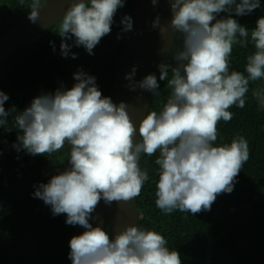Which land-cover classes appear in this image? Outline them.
<instances>
[{"label": "clouds", "instance_id": "clouds-1", "mask_svg": "<svg viewBox=\"0 0 264 264\" xmlns=\"http://www.w3.org/2000/svg\"><path fill=\"white\" fill-rule=\"evenodd\" d=\"M19 3L24 6L25 0ZM44 3L31 0V22L38 21ZM260 6V0H170L169 24L173 34L182 35V48L175 54L174 67L168 62L157 67L159 81H166L171 93L158 112L146 110L138 124L125 102L116 104L103 96L95 77L83 70L73 73L71 88L61 85L35 96L19 112L15 106L5 109L9 97L0 90V126L8 124L11 114L18 152L52 157L65 145L70 147L68 166L39 183L32 195L50 206L54 216L65 214L66 224L84 229L69 241L71 264H181L180 254L160 233L130 224L110 237L103 227L93 226V213L101 200L110 205L140 195L149 178L139 164L142 154L159 153L155 204L165 215L209 211L219 194L234 190L249 159L248 142L240 135L229 144L214 142L218 122L232 119L228 109L243 108L249 83L264 79V17L251 30L233 18ZM120 7L123 0H71L57 31L61 55L77 58L67 40L93 55L95 46L110 34ZM221 13L226 15L217 18ZM121 23L124 31L132 29L130 16L122 17ZM153 26H159L163 36L166 28L159 25V17ZM249 43L255 51L247 56V75L230 72L233 46ZM168 50L166 43L162 52ZM136 70L133 66L125 74L128 88L158 96L156 75L135 81ZM252 96L264 106V88L253 89Z\"/></svg>", "mask_w": 264, "mask_h": 264}, {"label": "trees", "instance_id": "trees-1", "mask_svg": "<svg viewBox=\"0 0 264 264\" xmlns=\"http://www.w3.org/2000/svg\"><path fill=\"white\" fill-rule=\"evenodd\" d=\"M30 4L31 0H25L24 6L19 0H0V36L29 13ZM135 4L136 0H123V7L114 15L110 34L95 46L93 55L83 46H75L72 40L66 42L72 45L70 52L76 53L77 58L61 55V37L57 33L60 19L0 61V90L9 97L5 109L15 106L19 112L35 96L54 92L61 85L71 88L75 83L73 73L78 70L94 76L102 95L110 97L129 32L124 31L121 19L131 17ZM260 5L247 15L233 14V18L251 30L257 19L264 17V0H260ZM225 15L221 13L217 18ZM181 48L182 35L176 33L166 60L173 67L175 54ZM254 51L251 43L247 47L234 45L229 71L247 75V56ZM159 84L160 94L152 96L148 111L158 112L171 93L166 81ZM257 88H264V79L250 82L245 106L233 105L228 109L232 119L217 124L214 143L229 144L237 135L243 136L248 142L249 159L236 177L234 190L219 194L211 210L195 215L180 211L162 213L155 204L159 168L155 160L159 153L151 157L141 155L140 167L149 178L135 197L138 226L163 235L167 246L180 254L181 264H264V106L252 96V90ZM8 119L6 126H0V264H71L69 241L84 229L66 224L65 214L54 216L50 206L32 195L39 183H47L68 165L70 147L65 145L47 161V154L18 152L13 147L18 130L11 114ZM102 227L107 231L106 222Z\"/></svg>", "mask_w": 264, "mask_h": 264}, {"label": "water", "instance_id": "water-1", "mask_svg": "<svg viewBox=\"0 0 264 264\" xmlns=\"http://www.w3.org/2000/svg\"><path fill=\"white\" fill-rule=\"evenodd\" d=\"M70 2L71 0H45V3L38 9L39 19L36 23L31 22L28 19V14H26L13 24L0 36V61L58 22ZM157 17H159V25L166 28L163 36L159 26H153V22ZM171 18L170 0H156L155 4L153 0H136L131 15L132 29L128 32L119 59L110 96L114 103L118 104L123 101L129 106L128 111L134 124H138L145 111H148L153 95L151 92L139 88L135 91L130 90L128 88L129 81L125 79V74L131 72L133 66H135L137 69L133 77L135 81L141 80L150 73L155 74L159 81V68L157 65L166 62L168 59L176 35V33L173 34L169 24ZM166 43H169V50L168 52H162V48ZM49 158H46V161ZM15 189L16 187L11 190L9 195ZM40 205L41 202H39L36 209L28 240H30ZM93 217V226L99 225L102 227L103 223L106 222L107 232L112 237L126 225H138L136 198L128 202L113 201L110 205L101 200L96 206Z\"/></svg>", "mask_w": 264, "mask_h": 264}]
</instances>
